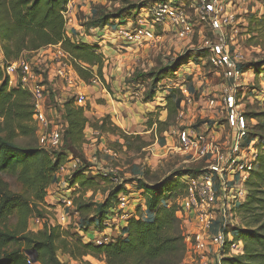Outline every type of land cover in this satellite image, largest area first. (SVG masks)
<instances>
[{"label":"rangeland","instance_id":"rangeland-1","mask_svg":"<svg viewBox=\"0 0 264 264\" xmlns=\"http://www.w3.org/2000/svg\"><path fill=\"white\" fill-rule=\"evenodd\" d=\"M87 1L88 7L79 11L72 8V0L68 2L66 9H69V13L65 15L66 20L64 19L65 34L71 42L85 43L94 47L97 55L102 57L99 70L98 67L91 68V78L87 82L83 81L75 72L77 62L58 44L60 49L72 58L75 74L86 84L82 87L88 99L86 106L81 108L75 102L74 92H68L65 84H61L55 77L42 73L45 95L49 98V117L53 124L58 129L66 128L63 105L73 100L74 104L82 109L83 117L87 120L83 131L84 143L80 147L72 148L63 142L62 147L49 150L52 153L63 152L66 155L65 163L56 173L57 193L60 194V198L58 201L51 200L46 191L44 204L41 206L42 217L33 216L29 219L27 227L31 233L39 232L46 225L59 227L62 236L68 240L74 241L79 238L83 243L99 245L98 242L109 243L124 238L125 235L122 236L121 232L122 227L126 226V219L137 214L143 220L150 219L145 207L149 196L140 187L162 185L173 175L177 176L176 173L179 171L197 174L202 170L204 167L202 163L189 165L183 163L182 156L174 147L175 132L178 129L200 128V133L215 136L222 146L227 139L231 140L233 133L229 125L223 117L217 118L216 114L222 111L225 92H233L239 97H244L246 114L259 115V118L255 117L251 121L247 118L249 132L258 133L260 138H264L262 116L264 115V0H247L240 4L233 0L234 4L228 5L227 8L239 17L240 22L236 25L237 32L226 39L228 56L234 64L232 67L224 68V71L215 68L210 62L209 54L204 51V41H213L215 34L200 23L196 25L190 37H179L170 27H166L164 31L155 28L153 32L155 39L142 45L128 43L117 35L116 30L126 26L127 23H116L115 19L123 22L131 17L128 12L137 13L140 9L168 0ZM124 14L128 17L126 18ZM108 18L110 20H107ZM104 19L107 21L102 23ZM58 45L25 52L18 59L34 58L36 65L37 62L41 64V68H38L44 69V66H50L49 59L55 52L54 47ZM35 72L41 73L37 69ZM93 76L98 79L96 85L90 84ZM8 87L19 88L10 86L9 83ZM173 90L179 92V96L182 97L178 112L183 111L184 118L180 121L177 119L178 112L167 120V112L164 110L165 98ZM152 93L154 96L151 101H145L147 95ZM165 121L168 125L164 130L158 122ZM258 125H261L259 130L254 128ZM112 126L118 128L120 133L115 131L116 135H114L102 131L104 129L113 132ZM122 135L125 138H122ZM257 141L259 154V140ZM16 144L25 149L40 147L36 127L35 137L19 138ZM71 161L78 162V170H66ZM61 168H65L63 172ZM255 169L256 166L253 171ZM77 171L84 172L87 177L97 178L106 175L111 181L100 183L95 187L96 192L78 190L77 185H72L71 180ZM187 175L185 173L180 179L178 178L180 184L184 186L183 189L176 188L170 194L163 196L170 198L169 205L178 207L185 197L184 177ZM1 176L13 193H21V186L14 176L8 174ZM117 188H121L122 191L117 198L118 205L120 199L125 198L127 207L124 211L117 209L118 212L111 219L105 220V224L102 223V231L90 227L87 224L89 219L86 221L80 219L73 206L75 203L83 201L100 205L112 196ZM245 188L247 190L246 185ZM237 215L239 216V211ZM34 219H39L40 222L37 223ZM81 222H84L87 233H83ZM240 224L238 228L241 227ZM20 227L21 224L17 223L16 217L11 216L5 229L14 231ZM181 232L183 236L185 232L183 226ZM16 249L24 251L25 247L18 242L8 248L9 251ZM56 257L59 264H105L91 256L74 261L61 251L56 253Z\"/></svg>","mask_w":264,"mask_h":264},{"label":"trees","instance_id":"trees-1","mask_svg":"<svg viewBox=\"0 0 264 264\" xmlns=\"http://www.w3.org/2000/svg\"><path fill=\"white\" fill-rule=\"evenodd\" d=\"M69 1L0 0L2 61H15L25 52L60 44L77 62L75 72L87 82L91 78V68L98 67L99 70L102 57L97 55L94 47L71 42L66 37L63 13ZM107 20L104 19L102 23ZM153 96V93L147 95L145 101H151ZM181 103L179 92L171 91L165 98L167 120L177 114ZM63 110L66 123L63 142L72 148L80 147L84 143L83 131L87 124L82 109L70 100L63 105ZM32 116L29 94L20 88H9L7 77L0 67V264H28L30 256L36 264H59L56 257L58 251L74 261L91 256L105 264H182L185 245L178 207L169 205L170 198L163 196L176 188L183 189L178 178L185 173L190 174L187 171H179L177 176L173 175L162 185L140 187L149 196L145 207L152 218L143 220L137 214L126 219V226L121 232L122 236L125 235L124 238L96 245L83 243L79 238L68 240L62 236L59 227L46 225L37 233L28 231L29 219L33 216L42 217L41 206L44 204L46 191L57 182L56 173L66 161L63 152L49 153L39 147H18L17 139L35 137ZM246 117L253 120L255 117L259 118V115L246 114ZM158 124L164 130L168 125L167 121ZM111 128L113 132L102 131L116 135L115 131L119 129L115 126ZM254 128L259 130L261 125ZM248 135L259 138L260 151L256 169L246 183V200L238 208L244 228L234 230L235 236L243 243L244 254L243 258L239 257L242 259H225L223 264H264V138H260L258 133L249 132ZM121 137L125 138L123 135ZM2 174L14 176L21 186V193H13ZM71 180L72 185H77L78 190L85 192H96L95 187L100 183L111 181L104 176L87 177L81 171L75 172ZM121 188H117L100 205L83 201L75 203L73 206L80 219H89L87 224L90 227L102 231V223L105 224V220L111 219L118 212L117 198L122 193ZM11 216H15L17 223L21 224L14 231L5 229ZM80 227L83 228V233H87L84 222H81ZM18 242L25 247L24 251L8 250Z\"/></svg>","mask_w":264,"mask_h":264},{"label":"built area","instance_id":"built-area-1","mask_svg":"<svg viewBox=\"0 0 264 264\" xmlns=\"http://www.w3.org/2000/svg\"><path fill=\"white\" fill-rule=\"evenodd\" d=\"M236 1L240 4L247 0ZM233 4V0L159 2L140 9L137 13L131 11L128 13L131 17L125 15L128 19L120 24L127 25L118 28L116 32L126 42L142 45L155 39V28L164 31L166 27H170L175 35L190 37L196 25L200 23L215 34L213 41H204V51L209 54L211 64L224 71V68L234 64L228 56L226 39L237 32L236 25L240 22L239 17L227 8ZM65 11L63 17L66 20L65 15L69 13V9ZM54 49L55 52L49 59L50 66H44V69H39L41 64L37 62L40 66L36 65L32 57L8 63L0 62L9 85L19 87L29 94L39 148L49 153H52L50 149L63 146L65 129H58L49 117V98L45 95L42 73L57 78L61 84L66 85L68 92H74L75 102L81 108H84L88 101L82 90L86 84L75 74L72 58L62 51L59 45ZM35 69L41 73L35 72ZM90 84H98L97 77L93 76ZM243 101V96L225 92L222 111L216 114L217 118H224L233 137L231 140L227 139L223 146L215 136L200 133V128L178 129L175 132L174 147L182 156L183 163H202L204 166L197 174L184 177L185 197L178 205V217L185 231V254L182 264H223L225 259L239 258L244 254L243 243L235 236L234 230L244 228L239 222L237 211L246 200L245 185L257 164L256 142L259 138L248 135V119ZM183 118V111H179L178 121ZM78 166L77 161H71L65 167L67 171H75ZM64 169L61 168V171ZM126 207L125 198L120 199L117 209L124 211ZM34 220L40 222L39 219ZM27 263H34L31 256L28 257Z\"/></svg>","mask_w":264,"mask_h":264},{"label":"crops","instance_id":"crops-1","mask_svg":"<svg viewBox=\"0 0 264 264\" xmlns=\"http://www.w3.org/2000/svg\"><path fill=\"white\" fill-rule=\"evenodd\" d=\"M91 1V0H90ZM71 6L72 8L74 9H78L79 10H84V8H87L88 7V1L87 0H72L71 2ZM79 7V8H78ZM75 12H77V10H75ZM87 20V19H86ZM110 20V19H109ZM112 21V19H111ZM114 22L116 23H120V20L119 19H115ZM73 28V27H72ZM127 98V97H126ZM133 100V99H132ZM146 105V104H145ZM64 175H67V173H64ZM58 179V177H57ZM58 182V180H57ZM57 185L56 183L50 185L49 189H47V193H48V198L49 199H55L56 201H58L60 198V194L57 193ZM52 193V195H51ZM148 216H150V219L152 218V215L148 213ZM124 228V227H122Z\"/></svg>","mask_w":264,"mask_h":264},{"label":"water","instance_id":"water-1","mask_svg":"<svg viewBox=\"0 0 264 264\" xmlns=\"http://www.w3.org/2000/svg\"><path fill=\"white\" fill-rule=\"evenodd\" d=\"M30 255V254H29Z\"/></svg>","mask_w":264,"mask_h":264}]
</instances>
